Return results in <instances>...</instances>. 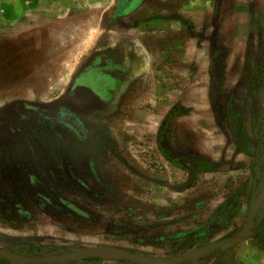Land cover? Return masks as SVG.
Listing matches in <instances>:
<instances>
[{
  "label": "rangeland",
  "instance_id": "1",
  "mask_svg": "<svg viewBox=\"0 0 264 264\" xmlns=\"http://www.w3.org/2000/svg\"><path fill=\"white\" fill-rule=\"evenodd\" d=\"M245 35L252 62L234 49ZM211 36L226 48L209 78ZM0 133V249L174 257L235 236L257 198L264 0H0ZM256 218L191 264H264V203Z\"/></svg>",
  "mask_w": 264,
  "mask_h": 264
},
{
  "label": "water",
  "instance_id": "2",
  "mask_svg": "<svg viewBox=\"0 0 264 264\" xmlns=\"http://www.w3.org/2000/svg\"><path fill=\"white\" fill-rule=\"evenodd\" d=\"M263 203H264V184L259 195L257 196L256 200L254 201V203L252 204L249 210L243 229L239 233H237L235 236L231 238L210 243L198 247L190 251L189 253L174 257L152 258L148 256L138 255L136 253L112 246L86 248L66 255L43 256V257L23 256L13 253L9 250L0 249V257L22 264H58V263H68L75 260L84 259L85 257L88 256L104 253V254H110L124 259H128L131 261L143 262L146 264H181L189 260H194L199 256L203 254H207L211 251L234 245L235 243H238L241 240L245 239L250 234L255 217L258 211L260 210V208L262 207Z\"/></svg>",
  "mask_w": 264,
  "mask_h": 264
},
{
  "label": "trees",
  "instance_id": "3",
  "mask_svg": "<svg viewBox=\"0 0 264 264\" xmlns=\"http://www.w3.org/2000/svg\"><path fill=\"white\" fill-rule=\"evenodd\" d=\"M263 145H264V134H262L260 142L257 145L255 152L252 154L251 173H252V176H253V190L256 193V196L259 195V193H260V191H261V189L263 187V184H264V161L261 159V149H262ZM177 158L179 160H181L180 157H177ZM172 160H174V159L172 158ZM174 162H175V160H174ZM179 166H181V165H179ZM181 167L184 168V169H187V170L190 169V167L184 166V165H182ZM204 168L205 167L193 169V171H191V178L193 179L196 176V174L198 172L204 170ZM206 170H213V169H211V165L210 166L208 165ZM256 221H257V218L255 217V220H254V223H253V226L251 228L250 233L254 231ZM7 250H9V249H7ZM9 251H11V250H9ZM218 251H220V249L211 251V252H209L207 254H203V255L199 256L198 259H203V258H205L207 256L214 255ZM11 252L19 254V255H23V256H29V257H33V256L36 255V254H33L32 251L27 252L25 254L21 253V252H16V251H11ZM37 256H40V255H37ZM103 256L113 257V258H116V259H124V258L117 257V256H114V255H110V254H104V255L96 254V255L85 257L84 260H97V259L102 258ZM2 259H5V258L0 257V260H2ZM192 262H193V260H189V261H186V262L181 263V264H191Z\"/></svg>",
  "mask_w": 264,
  "mask_h": 264
},
{
  "label": "crops",
  "instance_id": "4",
  "mask_svg": "<svg viewBox=\"0 0 264 264\" xmlns=\"http://www.w3.org/2000/svg\"><path fill=\"white\" fill-rule=\"evenodd\" d=\"M201 1H203V0H201ZM249 17H250V15H246V14L244 15V20H246V23H245L246 24L245 25L246 26V31L249 29L250 23H251V20H250ZM189 23H190V21H188L186 19L184 20V24L187 25ZM212 23L214 24L215 20ZM188 27H189L188 29H189V33H190L191 37H196V35H195V33H194L193 29H192V24L191 23H190V26H188ZM200 36L203 39L202 41H208L209 40L207 38L206 34L202 33V34H200ZM210 39H211V52L210 53H208L209 51H208V49L205 46L197 49V51H204L205 66L202 68V70L204 72H206V70H207L206 74L209 75V78H210V75L213 73V71L215 69V66H216V61L214 62L213 57L216 55L217 52H219V55H220L221 52L217 51L218 49L226 48V45H224V47H220V46H217L216 43H213L212 36L210 37ZM244 39H245V43L242 42V41L236 42V45L234 47L235 52H237V54H239L241 56L244 55L246 57L245 60L252 62V57L255 56L258 53V50L252 49V45L256 46L257 43L252 44V42L248 41V36L247 35L244 36ZM232 43H233V41H232Z\"/></svg>",
  "mask_w": 264,
  "mask_h": 264
},
{
  "label": "flooded vegetation",
  "instance_id": "5",
  "mask_svg": "<svg viewBox=\"0 0 264 264\" xmlns=\"http://www.w3.org/2000/svg\"><path fill=\"white\" fill-rule=\"evenodd\" d=\"M218 55H219V52H217L216 55L213 57L214 62L218 60L217 59L218 58L217 57ZM222 78H223V75H221L220 77H218L219 80H222ZM220 82H222V81H220ZM52 112H54V114L56 116L55 117L54 116L53 117H49V118L47 117L46 119H48V121L50 123H52L53 125H55L57 127L58 131H61V130H59V125H62V126L67 125V126H70V124L67 122V117H66L67 112L64 109H53ZM73 119H75L76 123L77 122L80 123V121H79V119H77V117H74ZM2 140H3V134L0 133V142ZM174 160L175 161H178V158L176 157ZM174 160H172V161H174ZM188 167H190V169L187 170V171H189V174H191V171H193V169H195V168H201V167H199V163L198 162H195V161H192V162L190 161Z\"/></svg>",
  "mask_w": 264,
  "mask_h": 264
}]
</instances>
